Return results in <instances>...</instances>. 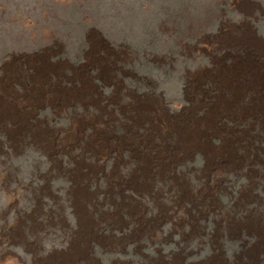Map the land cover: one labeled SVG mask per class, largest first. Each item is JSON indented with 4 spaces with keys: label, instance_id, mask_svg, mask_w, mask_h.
<instances>
[{
    "label": "rangeland",
    "instance_id": "1",
    "mask_svg": "<svg viewBox=\"0 0 264 264\" xmlns=\"http://www.w3.org/2000/svg\"><path fill=\"white\" fill-rule=\"evenodd\" d=\"M0 264H264V0H0Z\"/></svg>",
    "mask_w": 264,
    "mask_h": 264
}]
</instances>
